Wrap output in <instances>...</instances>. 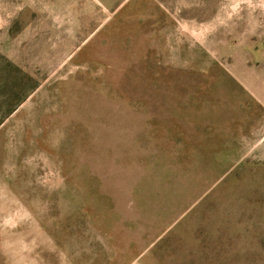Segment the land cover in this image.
<instances>
[{
  "label": "rangeland",
  "instance_id": "obj_1",
  "mask_svg": "<svg viewBox=\"0 0 264 264\" xmlns=\"http://www.w3.org/2000/svg\"><path fill=\"white\" fill-rule=\"evenodd\" d=\"M0 264H264V0H0Z\"/></svg>",
  "mask_w": 264,
  "mask_h": 264
}]
</instances>
